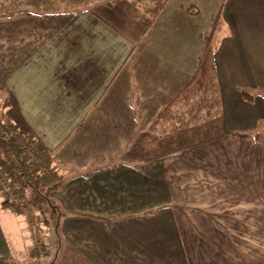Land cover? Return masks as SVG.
Wrapping results in <instances>:
<instances>
[{
    "label": "crops",
    "instance_id": "obj_1",
    "mask_svg": "<svg viewBox=\"0 0 264 264\" xmlns=\"http://www.w3.org/2000/svg\"><path fill=\"white\" fill-rule=\"evenodd\" d=\"M12 1L0 103L66 173L55 264H264V0H167L154 20L130 0ZM216 14L218 132L152 156L139 139L190 81ZM22 231L0 202V258L20 257Z\"/></svg>",
    "mask_w": 264,
    "mask_h": 264
},
{
    "label": "trees",
    "instance_id": "obj_2",
    "mask_svg": "<svg viewBox=\"0 0 264 264\" xmlns=\"http://www.w3.org/2000/svg\"><path fill=\"white\" fill-rule=\"evenodd\" d=\"M130 1L154 20L167 0ZM223 29V22L219 14H216L210 30L204 36V47L194 74L181 92L158 114L152 129H157L159 134H142L139 141L143 146H153L161 137L177 133L192 122L204 118L203 115L210 119L218 117L220 96L214 53ZM241 96L248 100L252 98L246 90H241ZM262 96L264 98V94ZM4 107L5 103H0V180L17 200L9 205L3 204L5 196L1 192V206L15 214L28 208V216L38 222L37 224L40 222L46 227L47 233L43 232L38 237V242L33 244V251L29 252V256L35 260L32 264H42L45 260L49 264L56 255L55 264L61 247L60 223L65 214L57 201L51 198V194L63 185L66 173L48 150L35 146L31 134L22 133L2 114ZM262 134L264 124L255 131V139L262 141ZM12 259L0 258V264H15Z\"/></svg>",
    "mask_w": 264,
    "mask_h": 264
},
{
    "label": "rangeland",
    "instance_id": "obj_3",
    "mask_svg": "<svg viewBox=\"0 0 264 264\" xmlns=\"http://www.w3.org/2000/svg\"><path fill=\"white\" fill-rule=\"evenodd\" d=\"M13 9H14V4H13L12 0L11 1L10 0H0V14H2L3 12L11 11ZM2 114L4 115L3 112H2ZM203 116H204V118H202L198 121L192 122L189 126L183 128L182 131H178L177 133H174L172 135L163 136L156 143H154L153 146L146 147V148H150V151L152 152L151 155L153 156L157 151H162L163 149L169 148L170 142L175 138V136L179 137L178 142H180V141H182V142L186 141L187 142V141H192V140L194 141V140L205 139L209 136L214 135L216 132H218V128L216 127V123H215L216 117L210 119V118L206 117V115H203ZM213 120H214V122H213ZM263 124H264V122H262V125ZM150 134L155 135V134H159V132L157 129H151ZM184 135H187L188 137H184ZM262 135L264 136V134H262ZM181 136H183V138H185V139L183 140ZM159 143L161 144V147L158 148L157 145ZM133 154H135V155H133L132 157L127 156L124 160L128 161L129 163L130 162L136 163L137 160H135L134 157H136L138 154L136 152ZM146 155H148L147 156V158H148L150 153L148 152V153H146ZM0 187L2 188V189L0 188L1 189L0 193L2 192V194H3V192H4V196H5L3 199V204L9 205V204H12V202L14 203V201L17 200V198L15 196H12L11 192L8 190V188L4 185V182H2L1 180H0ZM57 191H54V193L51 194V198L55 199L54 194ZM28 194H29V192H28ZM28 211H29L28 208H25L21 213V220H22V224H23L22 240L23 239H30V240L26 241L24 243L25 244L24 249L19 251L20 257H15V259H12V262L15 264H32V263H35V260L29 256V252L31 250L33 251V244H35V242H38V237H41L45 232L47 233V231H48L46 229V227L43 226V224H41L40 222H39V224H37L38 222H36L32 218H30L27 214ZM61 225H62V222L60 223L59 234L63 238ZM40 228H42V229L40 230ZM52 238L53 237L51 236V240H52ZM55 258H56V255L53 257V259L50 261L49 264H53L55 262ZM46 261L47 260H45L41 263L46 264L47 263ZM73 264H79L78 260H74Z\"/></svg>",
    "mask_w": 264,
    "mask_h": 264
}]
</instances>
